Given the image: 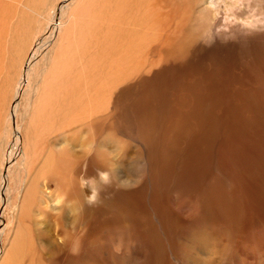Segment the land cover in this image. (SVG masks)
Wrapping results in <instances>:
<instances>
[{
  "label": "bare ground",
  "instance_id": "bare-ground-1",
  "mask_svg": "<svg viewBox=\"0 0 264 264\" xmlns=\"http://www.w3.org/2000/svg\"><path fill=\"white\" fill-rule=\"evenodd\" d=\"M46 1L0 0V132L8 137L24 129L28 141L23 151L28 176L17 213L1 230L10 226L0 264H107L104 255L125 264L124 258L130 260L136 251L132 239L141 229L120 227L119 221L127 218L134 224L146 221L152 235L146 234L140 258L135 254L138 263L153 264L158 258L161 264H264V68L256 70L259 79L233 83L235 90L232 77L231 82L222 79L225 85L215 81L206 87L184 69L179 76L184 91L172 99L171 92L167 100L150 103L140 92L143 82L169 64L185 63L193 44L209 54H231V49L236 52L264 38L247 40L251 33L240 27L218 34L212 24L222 14L217 0L213 8L205 7V0H75L72 5L63 0L59 19L44 17L50 32L45 42L36 44ZM41 64L35 83L34 72ZM25 94L29 99L23 115L19 98ZM123 96L133 100L134 116L147 137L165 135L159 148L155 139L146 140L149 147L138 140L141 148L132 151H113L104 144L93 148L97 136L103 143L121 141L111 123L113 116H125L119 108ZM185 97L192 109L189 133L200 135L195 142L203 143L205 132L214 134L231 125L237 132L231 135L230 148H187L192 141L184 134L187 144L176 148L181 126L174 119L175 105ZM160 104L166 107L163 118L169 116L158 128L154 121L161 114ZM68 130L76 137L75 147L65 139ZM50 135L59 137L48 141L50 148H41ZM141 160L145 172L126 173L128 163ZM89 161L104 166L111 183L126 188L125 197L116 204L103 202L99 195L95 202L85 201L79 177L87 173ZM10 164L0 177V216L12 204ZM57 196L64 197L59 206L52 203ZM177 217L190 232L183 243L167 230L171 220L174 229Z\"/></svg>",
  "mask_w": 264,
  "mask_h": 264
},
{
  "label": "rangeland",
  "instance_id": "rangeland-1",
  "mask_svg": "<svg viewBox=\"0 0 264 264\" xmlns=\"http://www.w3.org/2000/svg\"><path fill=\"white\" fill-rule=\"evenodd\" d=\"M212 1L213 0H205L204 6L209 7V8L210 7L213 8L211 6ZM217 1H218L217 2L218 5L220 6V11L222 12V14H217V18L215 20H213L212 24L213 25L215 24V26H213V28L215 29V31L218 34H223L225 32L231 33V32L237 31L240 27L239 30H245V31H247V33L248 32L251 33V35H248L249 39L247 38V40H250V38H258V35L259 36L261 35L264 38V25L262 23V21L264 20V16H263L264 15V0H242V1L241 0H217ZM62 2H63V0H47L46 1V4L48 3L47 5H45V7H46L45 11L46 12L45 11L43 12L42 18L40 17V19L42 21H41V23L37 24L38 30L35 31V39L36 40L35 39L34 40H35V43L37 42L36 44L45 42L47 37H48V34L50 32L49 30H47V27H45L47 25H45L46 23L43 20L44 17H46V15H48V14H53L55 19H59V17H60L59 8L63 5ZM74 2H75V0H69L68 1V3H70V5L74 4ZM229 7H230V10H229ZM258 20L260 21V26L255 28L253 26L254 22H256ZM228 23H229V25L226 26V24H228ZM43 24H44V26H43ZM236 25L238 26V28H236L237 27ZM188 28H192V25L189 26ZM255 32H257V33H255ZM188 33H190V32H188ZM49 48H48V50H49ZM162 49L165 52L167 51V49L165 47H162ZM190 50H191L190 55H188V57L184 60L185 63H183L182 65H175V66L169 64V67L167 69L161 70L160 74L157 75L156 78H150L151 80L147 79L145 82L142 83L143 85L141 84L140 92L143 91V94L147 95V99L149 100L150 103H153L155 100H156V103H160L162 98H163V100H167L165 98V96L166 95L169 96V94H171V92H172V95H171V98L169 96L170 99H172L173 94H180V92H183L184 89H182V86L184 84L182 81L184 79H180L179 76L183 73L182 70H184V69H186L187 74L190 72L189 78H192L191 80L202 79V85H204L206 87L214 86L215 81L219 82L220 86L225 85L227 83L223 82L222 79L225 77L226 79L230 80V82H231V77H232L233 80L231 82L232 83L231 86H233V89H234V85L237 83L239 84L240 80L245 81L246 79L247 80L249 78L251 79V77L254 80L259 79L261 73L257 72L256 70L259 69V67L264 68V39H263V41L255 44V45H254V43H251V44L249 43L244 47L242 46V48L241 49L239 48V50L236 52H234V50L231 49L230 50L231 54H229V53H224V54H219V55L209 54V53H207V51L204 48L200 49V47L198 45L196 46L195 44H193L192 47L190 46ZM44 51L46 52V49ZM223 51H226V50L223 49ZM157 53L158 52H156V54L153 53V55H155V57H157L156 56ZM232 54H235V55H232ZM166 62L167 61L165 59L163 61V63L156 66L155 68L156 69L161 68L162 64H164ZM43 68H44L43 64L36 66V70L34 72L35 77L33 78V81L35 83L37 82V80L39 78L37 75L42 71ZM232 69L234 70V72ZM23 72L25 73V70ZM214 75H215V77H214ZM217 76H219V77H217ZM241 77H242V79H240ZM189 78H188V80H189ZM185 79H186V76H185ZM233 83H234V85H233ZM162 89H163V91H160ZM175 90H177V91H175ZM156 93H160V94H156ZM28 99H29L28 94H25L19 98V100L22 102L20 113H22L23 115H25V107L28 105ZM184 100L185 101L181 100L178 104L175 105V107H176L175 111L178 113L179 117L177 118L178 115H176V118H174V119H179L180 120L179 124L181 126L180 129H178V130H181V132H179L176 129L177 130L176 134L174 133L175 134V142H176L175 146H176V148L177 147L178 148H184V146L187 144V143L184 144L185 142L183 140V137H184L183 134L187 137V139H189V140L191 139V141H192V144L188 145L187 148H200V146H202V148H214L213 146H215V148H230L231 135H236V132H237L236 129H232L231 125H228V128L216 129V132L214 134L211 132H205V134L202 136L203 140H204L203 143L195 142V140L197 138H199L200 135L196 136V133L194 132L192 134V135L196 136L194 138L189 133L190 122L193 120V119H191L192 115L189 112H192V109H190V107L188 108L189 104H188V106L185 105L186 97L184 98ZM122 101L123 102L120 104L119 108L120 107L124 108L123 110L125 111L124 112L125 116H124V118H122V116L121 117L116 116V118L113 116L112 117L113 123H111V126L112 125L115 126V128H117V130L119 129L118 130L119 133H117V137L119 139H121L122 142L119 141L117 143V142H114L111 140V142L106 141L103 143L104 139H102V137H100V136H97L96 137L97 143H96L95 147H93V148H100V144H104L107 147L111 148L113 151L114 150L120 151V150H123V148H127L130 151H132L133 149L136 150V148H141V146H139L140 144L137 143L138 140L139 141L142 140L141 142H143V143L145 142L144 144L147 145L148 147H149V145L151 146L150 143L148 144L146 142L147 139L148 140H150V139L154 140L155 139L157 141V145L159 148V146L161 145V140H163L165 138V135L160 136V133H155L154 138L152 137L153 135H151V138H150V136L147 137L146 134L143 133V131H142V126L137 123V118L134 116L135 111H134V107L132 105L133 100L129 101L125 96H123ZM13 103H14V101L12 102V104ZM161 105L162 104H160L159 106H161ZM9 107L11 108L12 106L8 105L7 108H9ZM156 107H158V105H156ZM191 107L193 108V106H191ZM164 109H166V107H163V106L158 107V109H157V111L161 114H159V116L157 117V121L155 120L154 121L155 123L154 122L153 123L158 128L161 127L162 125H164V122H165L164 118L169 116V112H168L167 115H165V117L163 118L162 115H164ZM158 118H160V119H158ZM23 121L25 122V120L22 119L20 123L23 124ZM195 124H197V123L195 122ZM187 125H189L188 128H187ZM109 130H111L110 127H109ZM69 132H70V130H68V133L65 134V139H66V141H70L71 143H74L73 147H75L76 141L74 139L76 137L75 136L72 137L73 133H71V132L69 133ZM1 134H2V132H0V166H1L0 167V177L2 178L1 175H3V172L6 169V167L9 165V161H10V163H11L10 164V170L7 173V175H8L7 177H8V184L10 183L9 187L12 189V191L10 192L11 198H12V204L7 208L6 212H4L2 214V216H0V254L2 255V253H3L2 251H4L5 247L7 246L9 230H10L9 227L10 226L3 233H1V230L4 228V226L6 224L9 223V221L12 219V217H14L16 215L17 206H18V203L20 201V195L23 193V188L25 186V182H26L27 176H28V169H27V166L25 163V157L23 154V151L25 150V148H28V141L26 140L27 137H26V133H25L24 129H22V132L20 134L13 133L10 136L8 135V137H6L4 135L1 136ZM173 135H169V136L173 137ZM79 136H80V134H79ZM79 136H78V138H79ZM143 136H145V137H143ZM57 137H59V136L58 135L47 136L46 137L47 139L45 140V142H48L50 140L49 142L52 143V141L55 140V138H57ZM179 137H180V139H179ZM45 142H43V144H42L43 147L41 146V148H50V143L48 142V144H45ZM126 142H128V144ZM200 142H202V141H200ZM117 144H119V145L117 146ZM97 145H98V147H97ZM152 146H154L153 143H152ZM161 148H162V146H161ZM78 161H79V159H78ZM138 162L140 164H142L143 161L141 160V161H137L134 163H132V162L128 163L126 165L127 166V169H126L127 172L126 173L127 174H129V173L130 174L131 173L139 174V173L145 172L146 171L145 168L140 169ZM78 164H79V162H78ZM78 164L74 165V168H73L74 175H75V173H78L77 172L78 171L77 170ZM87 166H88V168H87ZM84 168H85V166H84ZM85 169L88 170L87 173L82 172L80 174V177L76 174V177H79L80 184H81V180L85 181L84 186L81 187L82 188V194H83L85 201H88L87 197L91 194L93 188L96 190L97 195H99L100 199L107 204L111 203V201H114L116 204L118 202V200H120L122 197H125V195L127 194V192H125L126 188L124 186H122L120 183H118L115 186L111 183V181L109 179L108 180L110 182L109 181L104 182L103 180L100 179L99 174L101 172L107 171V170H105L104 166H100V164L89 161L88 165H86ZM18 172H19V174H18ZM120 172L123 173L121 170H120ZM25 173H27V174H25ZM19 175H21V177ZM142 175H144V174H142ZM19 177L21 179L22 178H24V179L21 180ZM13 187H15V188H13ZM1 188H2V184L0 185V190H1ZM53 188H54L53 186H50L49 189L53 190ZM113 190H115V194L112 193ZM15 191H16V193H15ZM10 193L8 194V196L10 195ZM8 196L6 195L5 197H8ZM186 206L188 207L189 204L186 203ZM189 208L190 207H188V209ZM115 214H116L115 212L112 213L113 216H115ZM133 215H135V213H133ZM132 220H128V218H127V220L119 221L121 223V224H119V226L122 228L128 229V228H133V226H135V228L138 229V227L141 226V229H138V231H140V232H138L137 236H135L132 239L134 245L136 246V251L132 253L130 260L124 258L123 261H126L125 264H136V263L137 264H143V261H140L139 263L137 262L138 257L140 258L139 253H140V251H142V247H145L144 240H145L146 234H148V237H150V238H152V235H150L147 231L149 228L146 227V224H145V223H147L146 221L138 219L136 224H134L135 220L134 221H132ZM172 221L173 220H171L169 223L167 222V227H168L167 230H169L172 234H176L175 237L178 238L177 240L180 243H183L184 237L187 234H190V232L187 231L186 223L183 224L182 220L179 217H177V220H176L177 225H175L174 229H173V224L171 223ZM137 225H139V226H137ZM178 232H180V233H178ZM162 237H164V235ZM3 242L5 245L3 244ZM138 246L140 247L139 251L137 250ZM135 254H136V256H138L137 258L135 257ZM197 254H198V252L194 255V258L198 257ZM187 255H188V253H187ZM107 257L105 255L102 257L104 260H106L107 264L119 263V261L117 262L116 260H113V259L109 260V258H107ZM153 259H154L153 264H161L157 261L158 258H153ZM100 261H102V259H100ZM178 263L181 264L182 263L181 260H179ZM120 264H123V262H120Z\"/></svg>",
  "mask_w": 264,
  "mask_h": 264
},
{
  "label": "clouds",
  "instance_id": "clouds-1",
  "mask_svg": "<svg viewBox=\"0 0 264 264\" xmlns=\"http://www.w3.org/2000/svg\"><path fill=\"white\" fill-rule=\"evenodd\" d=\"M253 26H254L255 28L259 27V26H260V21L258 20V21H256V22H254V25H253ZM99 175H100V179H101V180H103L104 182H107V181H108V173H106V172H101ZM84 184H85V181L81 180V187H83ZM50 191H51V190H50ZM96 196H97V192H96V190L93 188L91 194L87 197L88 202H89V203L94 202V201L96 200ZM63 200H64V197H63V196H57V198H56L52 203H54L56 206H59V205L62 204ZM45 207H46V209H47L48 211L51 210V206H50V205H47V204H46ZM59 239L61 240V242H63V238H62V237L59 238ZM71 252H72L73 255H76V254H78V249H72Z\"/></svg>",
  "mask_w": 264,
  "mask_h": 264
}]
</instances>
